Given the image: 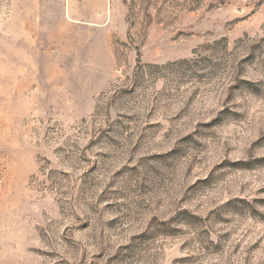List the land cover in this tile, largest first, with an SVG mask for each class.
Returning <instances> with one entry per match:
<instances>
[{
  "label": "rangeland",
  "instance_id": "obj_1",
  "mask_svg": "<svg viewBox=\"0 0 264 264\" xmlns=\"http://www.w3.org/2000/svg\"><path fill=\"white\" fill-rule=\"evenodd\" d=\"M0 264H264V0H0Z\"/></svg>",
  "mask_w": 264,
  "mask_h": 264
}]
</instances>
